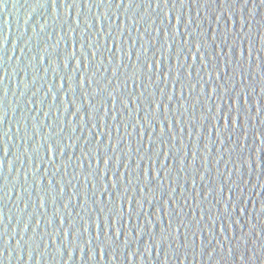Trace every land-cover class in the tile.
<instances>
[{"label":"water","instance_id":"1","mask_svg":"<svg viewBox=\"0 0 264 264\" xmlns=\"http://www.w3.org/2000/svg\"><path fill=\"white\" fill-rule=\"evenodd\" d=\"M111 3L0 0V264H264V2Z\"/></svg>","mask_w":264,"mask_h":264},{"label":"snow or ice","instance_id":"2","mask_svg":"<svg viewBox=\"0 0 264 264\" xmlns=\"http://www.w3.org/2000/svg\"><path fill=\"white\" fill-rule=\"evenodd\" d=\"M51 2H52V4H55L56 0H51ZM100 2L103 3V0H100ZM183 2H184V0H180V3H183ZM262 2H264V0H262ZM132 3H133V0H128V3H126V4H124V0H120V4L119 5H115V6L116 7H121V5L123 4L124 6L127 5L128 7H132ZM108 4H112L111 0H108ZM163 4L167 5L168 4V0H163ZM160 5H161V0H156L157 8H159ZM149 6H151V5H149ZM178 23H180V18L178 20ZM198 51H199V49H198ZM250 55H251V52H249V56ZM152 68H153L152 63H148V64L144 65L143 67L141 66L142 70L143 69H147L148 71H152ZM84 82H85V80H83V82L80 84V87H84ZM262 84H264V78H262ZM89 86H91L90 82H89ZM62 87H63V85H62ZM49 91H51V89ZM102 91H104V90L102 89ZM214 91H217V89H214ZM117 102L123 103V101L121 100V98L119 96H117V97H115L113 99V105H115ZM129 102L130 101H128V104L125 105L126 108L128 107ZM158 107H159V104L157 103V108ZM242 107H243V105H242ZM149 114L150 115H155V113H153L152 110H151V112ZM243 115L247 116V113L244 112V108H243ZM257 115H259V112L257 113ZM222 118L226 121L225 129H227L229 127L228 121H230L231 128L234 130L233 125L237 124V121L241 119V112H240L239 109H236L235 116H233V114H232V104H231V107L228 109L226 114L224 113ZM113 119H117V117H113ZM168 131L171 132V129L169 127H168ZM244 131H245V129H244ZM164 134H165V129L163 128L162 132H161V135H164ZM4 135H7V133H5ZM172 138L174 139V136ZM154 143L155 142H153V145H154ZM161 143H162V141H161ZM0 146H2V144H0ZM3 151L5 152V155H6L8 149H5V147H3ZM192 159L194 160L195 156H193ZM110 160H111V158H109L108 161H105V163L109 165ZM50 163H51V161H50ZM202 179H203V177H202ZM60 191H63V190L61 189ZM41 206H44V199H42V201H41ZM203 218H204L203 216L200 217V219H203ZM169 229L171 230V224L169 225ZM178 229L179 228H177V231H178ZM86 231H88V229L87 228H83V226H81V230L79 232L84 235V232H86ZM170 234L172 235L171 231H170ZM66 236H67V233H66ZM76 236L77 235L74 236V233H73L74 239L76 238ZM96 239L99 240L100 239L99 236H97ZM4 246L7 247V244H4Z\"/></svg>","mask_w":264,"mask_h":264}]
</instances>
